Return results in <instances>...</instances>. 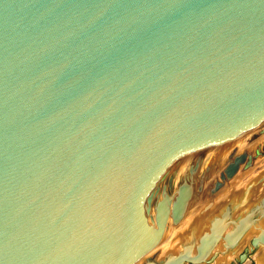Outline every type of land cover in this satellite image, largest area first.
<instances>
[{
  "label": "water",
  "instance_id": "water-1",
  "mask_svg": "<svg viewBox=\"0 0 264 264\" xmlns=\"http://www.w3.org/2000/svg\"><path fill=\"white\" fill-rule=\"evenodd\" d=\"M263 146L264 0H0V264H135Z\"/></svg>",
  "mask_w": 264,
  "mask_h": 264
},
{
  "label": "bare ground",
  "instance_id": "bare-ground-1",
  "mask_svg": "<svg viewBox=\"0 0 264 264\" xmlns=\"http://www.w3.org/2000/svg\"><path fill=\"white\" fill-rule=\"evenodd\" d=\"M233 161L234 160H232L230 163H232ZM228 165L225 167L224 169L225 172H223V174L226 173V169ZM241 165L242 164L240 165L238 164V167L236 171L233 173V175L228 177L225 174L223 175V178H221V180L225 181V180H231L233 177H240L241 172L239 170V166ZM242 166L244 167V165ZM254 177L240 182L235 187V189L231 191V193H228L224 197H222V199L219 202H217L211 210H208L207 213L205 214H201L193 222H190V218H186L184 227L182 228V230L178 232L177 236L174 238L175 240L169 239L166 241L164 238H165V234H167V232L169 231L168 230V228L170 227V218H169L167 229L164 231L160 242L156 245V247L152 251L148 252L146 255L139 258L135 264H142L145 261H147L151 257V255L154 254V252H156L154 250H158L157 252L158 263L156 264H162V262H164L169 256H172L171 253L174 250H178L181 247H184V249H189L191 254H195L192 253V248L190 245L185 246L186 245L185 243L188 241L187 239L195 240L197 244L198 239L201 236V233L205 231V229L209 230V228H213L214 227L213 225L215 224V228L218 229V226L220 225L219 230H222L225 227V222L229 219L230 215H234V213L236 214L234 216L236 218L235 219L232 218L233 219L231 221L233 223L232 228L233 229L235 228V230L236 228H240L242 230L239 232L237 236L234 237L232 242H228L227 244H232L233 242L235 243L236 240L239 241L242 237H244L242 241H246L247 243L249 240V235H248V233L250 232L249 228H259L260 230L259 234L253 236V237H258L264 231L263 229L264 228V170L260 172V175H258L255 178ZM193 184L196 183L194 182ZM193 184H192V194L188 201L187 208L182 218H184L188 213H191V211L196 207L195 203L197 198V194H196L197 189L194 188L195 186L193 187ZM260 186H262V188H260ZM196 188L202 189L201 183L199 184V186L197 185ZM251 239L249 240L250 243H251ZM196 244L195 245L193 244L194 246H192L195 248V250H196ZM257 245L259 249L256 253L255 260L257 264H264V243L262 241H258L256 246ZM246 250L248 251V249ZM154 258H152V260H154ZM244 264H248V262H245Z\"/></svg>",
  "mask_w": 264,
  "mask_h": 264
},
{
  "label": "rangeland",
  "instance_id": "rangeland-1",
  "mask_svg": "<svg viewBox=\"0 0 264 264\" xmlns=\"http://www.w3.org/2000/svg\"><path fill=\"white\" fill-rule=\"evenodd\" d=\"M231 161L224 163L210 164L204 176L198 179L195 182L196 184H193V187L195 186L194 188L197 189L196 190L197 198L195 203L196 207L191 211V213H188L184 218H182L178 222V224H172V222L170 221V227L168 228L169 231L167 232V234H165V238H164L166 241L169 239L175 240L174 238L177 236L178 232L182 230V228L184 227L186 218H190V222H193L201 214H205L207 213L208 210H211L215 206V204L222 199V197H224L228 193H231V191L234 190L235 187L240 182L244 180H248L249 178L251 179L254 176L257 177L258 175H260V172L264 170V146L261 147L260 149H257L242 156V161L239 163V165L242 164L244 165V167L242 165L239 166V170L241 172L240 177H233L231 180L222 181L221 174L225 172L224 170L225 167ZM200 183L202 189L196 188L197 185L199 186ZM260 188H262V186H260ZM235 215H236L235 213L234 215H230L229 219L225 222V227H224L225 229L223 228L221 230L222 234H225L226 232H233L235 230V228L234 229L232 228L233 223L231 222L233 219L236 218L234 217ZM219 226L217 230H219L220 228ZM249 229H250V232L248 233L249 240L253 238V236L259 234L260 232L259 228H249ZM204 232H208V230L205 229V231H203L201 234H203ZM222 236H220L221 238L218 239V241L212 248L211 252L207 255L206 260H203L201 262L190 263V264H228L232 260H235L238 254L241 253L244 249H248V256H247L248 258L246 259L245 262H248V264H257L255 260L256 259L255 256L259 249L258 245L253 246L249 240L247 243L246 241H242L244 237H242L239 241L236 240L235 243L233 242L234 244L233 243L227 244V242L224 240ZM187 240H186L187 242L185 241L186 242L185 246L190 245L192 248V253H195V248L192 246L196 244V241L192 239H187ZM179 249L174 250L171 253V255L178 254L179 252L184 250V247H181ZM154 251L156 252H154V254H152L148 260L149 261L151 260L150 262L158 263L157 260L158 250H154ZM152 258H154V260H152ZM185 264H189V263L185 262Z\"/></svg>",
  "mask_w": 264,
  "mask_h": 264
},
{
  "label": "flooded vegetation",
  "instance_id": "flooded-vegetation-1",
  "mask_svg": "<svg viewBox=\"0 0 264 264\" xmlns=\"http://www.w3.org/2000/svg\"><path fill=\"white\" fill-rule=\"evenodd\" d=\"M248 251H245V249L238 254V256L235 258V260H232L228 264H244L246 259L248 258Z\"/></svg>",
  "mask_w": 264,
  "mask_h": 264
}]
</instances>
